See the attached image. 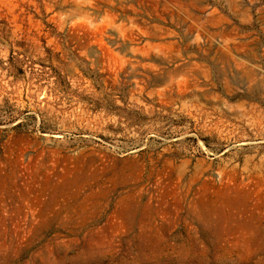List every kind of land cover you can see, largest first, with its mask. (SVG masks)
Returning a JSON list of instances; mask_svg holds the SVG:
<instances>
[{"label":"rangeland","instance_id":"obj_1","mask_svg":"<svg viewBox=\"0 0 264 264\" xmlns=\"http://www.w3.org/2000/svg\"><path fill=\"white\" fill-rule=\"evenodd\" d=\"M0 264H264V0H0Z\"/></svg>","mask_w":264,"mask_h":264}]
</instances>
